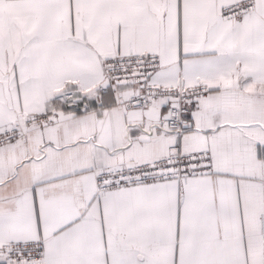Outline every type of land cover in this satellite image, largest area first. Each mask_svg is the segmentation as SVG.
<instances>
[{
	"label": "snow or ice",
	"instance_id": "obj_1",
	"mask_svg": "<svg viewBox=\"0 0 264 264\" xmlns=\"http://www.w3.org/2000/svg\"><path fill=\"white\" fill-rule=\"evenodd\" d=\"M0 264H264V0H0Z\"/></svg>",
	"mask_w": 264,
	"mask_h": 264
}]
</instances>
